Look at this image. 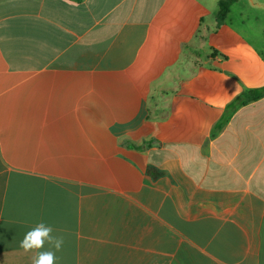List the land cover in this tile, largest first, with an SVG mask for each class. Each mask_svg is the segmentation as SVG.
Here are the masks:
<instances>
[{"label": "crops", "instance_id": "1", "mask_svg": "<svg viewBox=\"0 0 264 264\" xmlns=\"http://www.w3.org/2000/svg\"><path fill=\"white\" fill-rule=\"evenodd\" d=\"M220 1L0 0V264L40 222L56 264H264V96L229 115L264 53Z\"/></svg>", "mask_w": 264, "mask_h": 264}, {"label": "clouds", "instance_id": "2", "mask_svg": "<svg viewBox=\"0 0 264 264\" xmlns=\"http://www.w3.org/2000/svg\"><path fill=\"white\" fill-rule=\"evenodd\" d=\"M52 226L40 222L26 232L20 241V248L25 252H34L32 264H56L57 256L64 244V238L53 234ZM50 247L43 250L45 244Z\"/></svg>", "mask_w": 264, "mask_h": 264}, {"label": "rangeland", "instance_id": "3", "mask_svg": "<svg viewBox=\"0 0 264 264\" xmlns=\"http://www.w3.org/2000/svg\"><path fill=\"white\" fill-rule=\"evenodd\" d=\"M240 11L244 13L245 16V27L247 29H255V31H252L251 35L253 36V32H258V35L256 34L254 39H260V50L264 53V0H256L254 5L248 2V0L241 2V5L238 7L236 6L233 10L232 17L234 21L236 20L235 18L238 17V12ZM248 33L247 31V35Z\"/></svg>", "mask_w": 264, "mask_h": 264}, {"label": "trees", "instance_id": "4", "mask_svg": "<svg viewBox=\"0 0 264 264\" xmlns=\"http://www.w3.org/2000/svg\"><path fill=\"white\" fill-rule=\"evenodd\" d=\"M237 0H222L220 1V9H219V14H218V24L221 26L225 20L227 19V16L229 14L231 6L236 3ZM250 96L246 97V100L244 98H239L237 99L233 105L230 106L229 108V115L231 116L234 111L241 105H245L248 101H253V100H258L259 98L264 96V88L260 90H254L249 92Z\"/></svg>", "mask_w": 264, "mask_h": 264}]
</instances>
